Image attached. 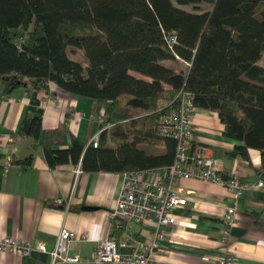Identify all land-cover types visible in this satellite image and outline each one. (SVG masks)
Masks as SVG:
<instances>
[{"label":"trees","instance_id":"trees-1","mask_svg":"<svg viewBox=\"0 0 264 264\" xmlns=\"http://www.w3.org/2000/svg\"><path fill=\"white\" fill-rule=\"evenodd\" d=\"M175 3L211 7L189 12ZM167 33L176 36L172 50ZM175 56L189 63L185 71L162 63ZM39 83L89 101L93 118L103 112L98 128L108 127L95 147L63 122L43 129L32 94L8 132L31 140L32 152L15 162L28 165L39 149L49 168L71 164L85 173L168 166L175 143L155 135V111L182 88L196 109L216 113L223 136L240 142L228 157L258 151L264 177V0H0L1 93Z\"/></svg>","mask_w":264,"mask_h":264},{"label":"crops","instance_id":"crops-1","mask_svg":"<svg viewBox=\"0 0 264 264\" xmlns=\"http://www.w3.org/2000/svg\"><path fill=\"white\" fill-rule=\"evenodd\" d=\"M79 62L84 64L83 58ZM32 94L39 99L43 129L63 122L68 133L84 144L98 130L91 103L53 84L46 88L18 86L0 93V237L42 243L49 252L61 228L83 233V240L67 245V254L78 256L77 264H88L97 241L105 237H113L117 244L124 241L125 245L116 249L125 254L149 242L152 221L138 223L108 215L121 192L123 173L81 171L75 175L76 165L71 164L49 168L39 149L32 153L28 165L14 161L32 152L29 138L8 134L17 130ZM222 129L216 113L195 109L190 152L201 151L215 159L223 175L235 173L251 180L259 177L258 151L249 149L248 159L228 157L226 153L240 142L223 136ZM68 140L66 134L65 144ZM144 178L149 179L148 174ZM172 185L187 199L173 210L175 222L164 228V238L150 264H219L223 253L217 239L226 204L224 188L193 178H176ZM56 198L61 199L60 205L55 204ZM230 241L234 264H264V192L247 191L240 196ZM0 264H49V255L31 251L18 256L0 251Z\"/></svg>","mask_w":264,"mask_h":264},{"label":"built area","instance_id":"built-area-1","mask_svg":"<svg viewBox=\"0 0 264 264\" xmlns=\"http://www.w3.org/2000/svg\"><path fill=\"white\" fill-rule=\"evenodd\" d=\"M164 40L170 50L177 43L173 33L164 35ZM175 58L179 60L177 56ZM184 64L189 66L187 62ZM195 109L192 94L182 88L172 99L161 102L155 111L154 133L174 141L173 160L165 167L123 172L121 192L108 214L110 217L117 215L138 223L152 221V235L149 242L125 254L116 249L117 245L124 246V241L117 244L113 237H105L97 241L88 264H150L152 254L158 250V243L164 238V228L170 227L175 222L173 210L183 206L187 199L173 187L172 182L176 178L198 179L224 188L226 204L217 239V245L223 253L219 264H234L230 228L236 221L238 200L247 191L264 192V177L259 176L251 180L241 179L235 173L223 175L215 159L201 151L190 152V130ZM102 113V110L98 113L96 119L98 124L103 120ZM105 127L107 126L103 128ZM103 128H98L87 144L95 147L98 134ZM73 172L75 175L81 172L78 165L73 167ZM146 174L149 179L144 178ZM55 204L60 205L61 199L56 198ZM84 238L83 233H74L61 228L52 250L47 252L42 243L31 244L20 242L14 237L3 236L0 237V251L18 256H24L31 251L46 252L49 255V264H77L78 256L68 255L67 245L72 240L80 241Z\"/></svg>","mask_w":264,"mask_h":264},{"label":"rangeland","instance_id":"rangeland-1","mask_svg":"<svg viewBox=\"0 0 264 264\" xmlns=\"http://www.w3.org/2000/svg\"><path fill=\"white\" fill-rule=\"evenodd\" d=\"M175 5L185 11H195V12H205V11H208L210 9V4H207V3H200V4H197L195 6L191 5V4H188V5H178L175 3ZM261 8V7H260ZM258 8V10L260 9ZM67 53L69 55V57H71L73 60L75 61H82V55L80 53V51H76L74 53L70 52V49L68 48L67 49ZM262 60L259 61L260 64H262ZM165 65L167 67H171V68H174V69H181V70H186L187 66L184 64L183 61L181 60H177L174 61V62H171V61H164ZM139 148H142L146 153H155L154 149H150L149 147H146V146H138Z\"/></svg>","mask_w":264,"mask_h":264},{"label":"water","instance_id":"water-1","mask_svg":"<svg viewBox=\"0 0 264 264\" xmlns=\"http://www.w3.org/2000/svg\"><path fill=\"white\" fill-rule=\"evenodd\" d=\"M7 78H4V80H6ZM38 86H41V83L38 84Z\"/></svg>","mask_w":264,"mask_h":264},{"label":"bare ground","instance_id":"bare-ground-1","mask_svg":"<svg viewBox=\"0 0 264 264\" xmlns=\"http://www.w3.org/2000/svg\"><path fill=\"white\" fill-rule=\"evenodd\" d=\"M107 126V125H106ZM108 127V126H107ZM106 128V127H105Z\"/></svg>","mask_w":264,"mask_h":264}]
</instances>
